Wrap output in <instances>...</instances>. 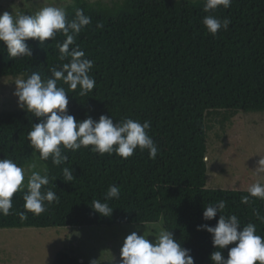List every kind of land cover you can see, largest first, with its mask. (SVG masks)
Instances as JSON below:
<instances>
[{"label":"trees","instance_id":"1","mask_svg":"<svg viewBox=\"0 0 264 264\" xmlns=\"http://www.w3.org/2000/svg\"><path fill=\"white\" fill-rule=\"evenodd\" d=\"M204 2L71 0L64 9L69 21L76 9L91 18L75 43L93 61L89 75L96 83L81 96L79 87L73 91L58 81L68 92L69 113L77 120H98L103 114L114 123L126 118L149 121L148 134L158 153L150 159L147 150L138 148L125 159L115 153L100 155L89 146L68 150L67 162L55 165L51 158L41 159L28 140L37 117L25 109L1 112L0 159L23 167L35 156L49 178L42 191L55 192L58 201L37 216L26 212L24 192H17L11 214L0 215V229L110 227L162 220L164 230L191 249L195 264H212L211 234L198 231L197 225L215 226L220 214L205 221L203 211L223 200L222 214H235L241 226L255 224L256 234L264 237V200L250 197L245 204L242 197L248 191L206 187L208 122L214 116L227 121L238 112H264V0H232L228 9L210 13L204 11ZM206 15L231 23L213 36L202 23ZM64 40L62 33L44 45L29 40L32 57L15 59L0 42V77L26 79L37 72L42 79L50 78L53 67L68 62L59 60L57 45ZM65 167L73 169L72 182L63 180ZM110 185L118 186L120 195L105 201ZM95 200L113 207L112 215L95 213L90 207ZM232 246L224 249L225 258ZM51 264L92 263L59 250Z\"/></svg>","mask_w":264,"mask_h":264},{"label":"clouds","instance_id":"2","mask_svg":"<svg viewBox=\"0 0 264 264\" xmlns=\"http://www.w3.org/2000/svg\"><path fill=\"white\" fill-rule=\"evenodd\" d=\"M232 0H205L204 11L214 12L218 8L228 9ZM202 23L207 31L215 36L221 29L227 30L231 21L220 19L214 15H206ZM91 24V18L82 9H76L75 18L69 21L63 8L47 5L35 14L12 15L11 12L0 13V42L7 49L10 58L29 57L33 49L29 40H37L41 45L47 40H54L58 33L65 36L62 44H58L59 60L63 63L60 68L51 69L52 76L42 79L37 72H32L26 79L15 81L14 95L18 98V105L38 118L37 123L28 133L30 145L39 152L40 158H51L53 164L60 165L67 162L68 150L76 151L82 147L92 146V150L100 155L105 153L127 159L139 148L147 150L150 159H155L158 147L148 134L150 122L141 123L131 118L113 122L112 117L100 115L99 119L88 116L84 120H77L68 111L69 95L64 87L58 86L63 81L70 90L78 87L80 95L86 96L95 86L94 77L89 75L93 61L86 58L85 53L75 43V38L86 26ZM102 28V24L97 25ZM46 51V50H45ZM255 171L264 173V157H260ZM75 176L73 169L63 168V180L72 182ZM24 169L12 159H0V215L8 216L13 207L12 198L17 192H24V209L34 215H40L47 210V206L58 197L55 192L42 191V186L49 184L47 175L33 171L25 185ZM25 188L27 191H25ZM248 196L242 197L247 204L250 197L264 200V183L256 182L248 187ZM120 189L110 185L105 201L118 199ZM95 213L109 217L113 207L107 202L95 200L90 204ZM226 204L223 200L217 204H209L204 208L203 219L210 221L219 219L215 226L207 223L197 225V230H206L211 234L214 251L210 253L212 264H264V237L256 234V225L248 223L241 226L240 219L235 214H222ZM21 218L25 212L20 213ZM229 245L227 258L224 249ZM119 264H195L191 249L182 247L172 231L161 230L154 240L148 236L133 231L128 234L120 250ZM94 264V261L92 262Z\"/></svg>","mask_w":264,"mask_h":264},{"label":"rangeland","instance_id":"3","mask_svg":"<svg viewBox=\"0 0 264 264\" xmlns=\"http://www.w3.org/2000/svg\"><path fill=\"white\" fill-rule=\"evenodd\" d=\"M110 3L111 0H89ZM71 0H0V13L31 14L53 5L63 8ZM21 76L0 77V113L22 110L13 94L15 81ZM207 131L206 187L247 191L253 183H264V173L256 165L264 157V112H238L221 121L214 116ZM25 185L33 171L43 175L45 167L35 157L22 167ZM164 230L163 221L125 223L117 226L0 229V264H51L55 253L66 250L94 264L120 260L125 237L133 231L148 236L150 241Z\"/></svg>","mask_w":264,"mask_h":264}]
</instances>
